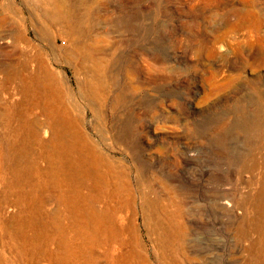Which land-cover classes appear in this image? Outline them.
I'll return each instance as SVG.
<instances>
[{
  "label": "rangeland",
  "instance_id": "374dc122",
  "mask_svg": "<svg viewBox=\"0 0 264 264\" xmlns=\"http://www.w3.org/2000/svg\"><path fill=\"white\" fill-rule=\"evenodd\" d=\"M80 1L75 7L87 12V21L85 32L77 35L96 48L98 58L86 69H78L73 59L78 44L70 29L41 18L47 10L41 0H0V43L7 37L0 44L2 112L15 127L20 116L26 120L41 113L31 108L21 78L4 84L9 64L40 54L56 74L69 113L117 161L115 170L131 191L149 193L156 208L181 212L180 221L191 227L187 251L161 249L157 210L139 214L140 247L151 264L248 261L243 248L257 234L237 242L233 228L245 215L242 207L233 209L235 219L211 199L228 189L236 202L248 196L255 203L264 190L263 176L247 181L251 173L237 160L241 151L252 153L259 139L234 127L246 121L243 112L264 107V0ZM18 33L25 42L13 44ZM30 67L28 72H34L35 64ZM19 191L1 170L2 259L12 260L11 249L20 244L17 237L31 218L19 203ZM56 207L52 200L43 208V222L51 223ZM248 213L256 217L254 210ZM80 249L74 264H87V248ZM203 251L209 252L203 256Z\"/></svg>",
  "mask_w": 264,
  "mask_h": 264
},
{
  "label": "bare ground",
  "instance_id": "6f19581e",
  "mask_svg": "<svg viewBox=\"0 0 264 264\" xmlns=\"http://www.w3.org/2000/svg\"><path fill=\"white\" fill-rule=\"evenodd\" d=\"M41 3L47 7L41 15L47 25L63 24L75 38L78 45L73 59L77 60V68L86 69L87 63L97 61L96 48L88 46L77 35L85 32L87 21V12H80L75 7L81 1L41 0ZM6 38L1 42H7ZM87 38L91 40L92 37ZM22 42H25L24 35L18 33L13 37V44ZM32 63L35 69L31 73L28 70ZM5 70L4 84L13 77L21 78L31 108H40L41 113L26 120L19 115V124L15 127L0 107V172H6L11 187L20 189L17 194L19 203L23 202L25 213L31 216L26 224L23 223L17 237L20 244L11 249L12 260L0 258V264H43V261L74 264L72 257L82 255L78 253L84 246L89 255L87 264H151L140 247L137 216H148L156 210L161 249L176 248L183 252L192 247L189 245L191 227L180 221L183 218L181 212L156 208L157 203L151 200L149 193L131 191L129 184L123 181L124 175L115 170L117 161L101 151L86 135L81 120L73 117L62 102L56 74L43 56L38 54L22 63H11ZM242 118L246 121L234 127L255 134L259 141L252 153L240 152L238 163L244 172L251 173L247 181L259 180L258 175L263 176L264 181V107L257 106L249 115L243 112ZM228 191L213 196L211 203L220 204L229 213H233L237 206L242 207L245 215L241 218L236 219V215L231 214L237 221L236 228H233L237 242L248 241L257 234V240L243 248V252H248L249 260L242 264H264V190L255 203L248 196L236 202ZM52 200L57 207L53 220L47 224L43 222L47 217L43 208ZM249 209L254 210L255 218L248 217ZM25 228H29L32 234H28ZM51 244L56 248L53 249ZM230 249L232 254V247ZM209 251L201 254L206 256ZM181 256L192 260L184 253Z\"/></svg>",
  "mask_w": 264,
  "mask_h": 264
}]
</instances>
